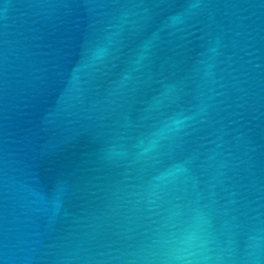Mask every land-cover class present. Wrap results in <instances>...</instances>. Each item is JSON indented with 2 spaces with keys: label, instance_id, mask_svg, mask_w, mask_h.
I'll return each mask as SVG.
<instances>
[{
  "label": "water",
  "instance_id": "1",
  "mask_svg": "<svg viewBox=\"0 0 264 264\" xmlns=\"http://www.w3.org/2000/svg\"><path fill=\"white\" fill-rule=\"evenodd\" d=\"M0 264H264V0H0Z\"/></svg>",
  "mask_w": 264,
  "mask_h": 264
}]
</instances>
